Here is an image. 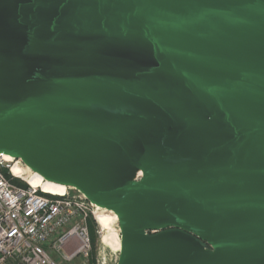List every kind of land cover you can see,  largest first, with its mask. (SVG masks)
Returning a JSON list of instances; mask_svg holds the SVG:
<instances>
[{
	"label": "water",
	"instance_id": "water-1",
	"mask_svg": "<svg viewBox=\"0 0 264 264\" xmlns=\"http://www.w3.org/2000/svg\"><path fill=\"white\" fill-rule=\"evenodd\" d=\"M0 153L119 264H264V0H0Z\"/></svg>",
	"mask_w": 264,
	"mask_h": 264
},
{
	"label": "built area",
	"instance_id": "built-area-1",
	"mask_svg": "<svg viewBox=\"0 0 264 264\" xmlns=\"http://www.w3.org/2000/svg\"><path fill=\"white\" fill-rule=\"evenodd\" d=\"M12 171L0 153V264H59L51 249L67 263L88 259L94 205L76 190L49 193Z\"/></svg>",
	"mask_w": 264,
	"mask_h": 264
},
{
	"label": "bare ground",
	"instance_id": "bare-ground-1",
	"mask_svg": "<svg viewBox=\"0 0 264 264\" xmlns=\"http://www.w3.org/2000/svg\"><path fill=\"white\" fill-rule=\"evenodd\" d=\"M3 155H4L5 160L8 163H10L11 166L13 167L12 172L15 175V177L28 181L31 184L38 185L39 187H44L49 193L54 192V191L67 192L71 190H76L82 193L88 199V197L82 191L72 188V187H68L63 184L56 183V182L46 181L41 176L33 172L26 165H24L21 161L16 160L13 156L6 155V154H3ZM143 175H144L143 172L138 174L135 181H139L138 179H140V177H142ZM94 209H95V213H94L95 220L98 223V225L104 230L111 229L112 221H119L118 214L109 208L102 207L99 205H94ZM120 231L122 233V230ZM103 238H104V242L110 245L111 247H117L119 249L121 248V240L116 235V233L114 234L112 232H109Z\"/></svg>",
	"mask_w": 264,
	"mask_h": 264
},
{
	"label": "rangeland",
	"instance_id": "rangeland-1",
	"mask_svg": "<svg viewBox=\"0 0 264 264\" xmlns=\"http://www.w3.org/2000/svg\"><path fill=\"white\" fill-rule=\"evenodd\" d=\"M91 219L92 222L89 231L92 241V253L90 257L88 259L78 258L72 262L67 263L63 261L59 257V255L53 251V249H51L50 253L59 261V264H119L123 252V240L119 221H112L111 229L104 230L98 225L94 216H92ZM109 232H112L114 234L116 233V235L120 238L122 249L111 247L104 242L103 237H105ZM155 233L156 232H149L150 235Z\"/></svg>",
	"mask_w": 264,
	"mask_h": 264
},
{
	"label": "trees",
	"instance_id": "trees-1",
	"mask_svg": "<svg viewBox=\"0 0 264 264\" xmlns=\"http://www.w3.org/2000/svg\"><path fill=\"white\" fill-rule=\"evenodd\" d=\"M91 222H92V219L89 221V229H90V226H91Z\"/></svg>",
	"mask_w": 264,
	"mask_h": 264
}]
</instances>
